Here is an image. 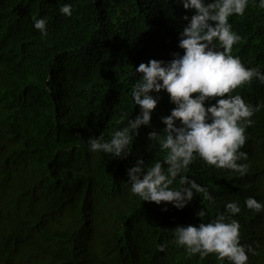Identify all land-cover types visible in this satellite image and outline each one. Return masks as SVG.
<instances>
[{
  "label": "trees",
  "instance_id": "trees-1",
  "mask_svg": "<svg viewBox=\"0 0 264 264\" xmlns=\"http://www.w3.org/2000/svg\"><path fill=\"white\" fill-rule=\"evenodd\" d=\"M65 3L72 5L70 17L59 12ZM185 14L194 13L175 0H0V264H229L214 253L187 255L171 231L211 222L229 201L241 208L232 217L240 243L257 253L247 264H264V211L245 206L248 197L264 203V84L258 80L232 93L258 107L241 149L248 158L238 161L249 165L247 173L199 157L182 173L205 187L214 204L194 193L177 209L131 193L127 169L136 159L151 167L166 158L147 138L153 130L165 135L160 118L174 105L164 91L127 158L88 147L90 137L109 140L138 114L131 88L140 63L183 54ZM41 17L48 21L44 38L33 27ZM229 23L241 37L231 55L264 71L258 0ZM170 187H181L179 178ZM202 208L207 215L200 219Z\"/></svg>",
  "mask_w": 264,
  "mask_h": 264
},
{
  "label": "clouds",
  "instance_id": "clouds-1",
  "mask_svg": "<svg viewBox=\"0 0 264 264\" xmlns=\"http://www.w3.org/2000/svg\"><path fill=\"white\" fill-rule=\"evenodd\" d=\"M175 3L194 13L182 17L187 21L179 33L178 47L184 50L183 54L172 53L173 58L168 61L151 59L140 63L135 68L140 78L131 88L132 99L139 106L138 114L129 118L128 126L116 130L109 140L102 134L90 137L88 147L113 158H127L129 145L139 135L141 126H151L159 94L166 92L174 107L169 115L160 118L165 135L155 130L147 134L151 147L158 145L166 152V158L156 160L151 167L142 158L136 159L135 165L127 169V182L131 184V193L142 201L157 205L166 202L183 209L193 200L194 193H203L210 204L215 203L205 187L182 174L196 157L218 169L232 170L241 176L247 173L249 165L238 161L248 158L241 149L247 140L246 128L253 124L251 117L258 107L232 93L254 79L264 84V71L248 68L238 56L231 55L233 45L241 37L232 30L229 17L243 16L249 0H175ZM258 5L264 9V0H258ZM59 12L70 17L72 5L62 4ZM47 24L45 17L33 18V27L41 38L48 35ZM177 178L181 187H170ZM245 206L255 212L264 211V203L254 197H248ZM224 209L217 211L214 220L201 222L198 227L189 224L171 229L172 242L182 246L189 256L199 254L204 258L214 253L220 261L226 258L229 264H247L249 254L257 253L251 245L240 243V224L232 217L241 208L237 202L229 201ZM196 215L201 219L207 212L202 208ZM166 247L167 242L160 244L158 250L165 251Z\"/></svg>",
  "mask_w": 264,
  "mask_h": 264
}]
</instances>
